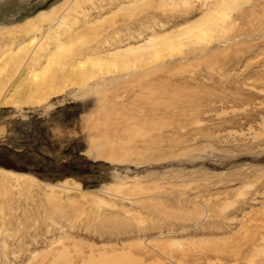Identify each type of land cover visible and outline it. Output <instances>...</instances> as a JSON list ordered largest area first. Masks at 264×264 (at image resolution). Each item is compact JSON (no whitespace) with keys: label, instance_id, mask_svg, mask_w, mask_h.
<instances>
[{"label":"rangeland","instance_id":"374dc122","mask_svg":"<svg viewBox=\"0 0 264 264\" xmlns=\"http://www.w3.org/2000/svg\"><path fill=\"white\" fill-rule=\"evenodd\" d=\"M18 50L0 264H264V0H0Z\"/></svg>","mask_w":264,"mask_h":264},{"label":"bare ground","instance_id":"6f19581e","mask_svg":"<svg viewBox=\"0 0 264 264\" xmlns=\"http://www.w3.org/2000/svg\"><path fill=\"white\" fill-rule=\"evenodd\" d=\"M31 33H33L32 34V36L35 34V32H29V33H24V34H22L21 35V37H25V36H30L31 35ZM45 37H48V33H47V35L45 36ZM36 43V42H38L37 41V39L34 37L32 40H31V43ZM30 43V44H31ZM41 45H39V47H40ZM146 47V46H145ZM147 47H149V46H147ZM65 48V45H64V43H62V44H59L58 46H57V51H61V50H63ZM22 50H23V48H21ZM142 50H144V48L143 47H139V48H132V49H129V50H127V51H124V52H118V53H115L114 55H111V61L113 62V61H115V59H119L120 60V57L121 56H124V55H130L131 54V52H136V53H138L137 51H142ZM42 56H44V54H41ZM135 55V54H134ZM45 56H47V55H45ZM51 56V57H50ZM49 57V60H48V63H47V65H49V63H51L50 61L52 60V57H54V53H51V55H50ZM129 57V56H128ZM128 57H126L125 58V60L126 59H128ZM114 58V59H113ZM140 58V57H139ZM134 59V58H133ZM132 59V60H133ZM39 60H40V58L39 57H37V58H32L31 59V61H34L33 62V64L36 66V65H38V67L40 66V64H39ZM137 60H139V59H136V61ZM135 61V62H136ZM26 62V58L25 57H21L20 56V51L18 50V51H16V52H14L13 54L11 53L8 57H7V59H5L4 61H3V63H4V65H5V67H3V69H5L6 70V72H5V74H4V76L3 77H1V79H0V96L3 94V92L6 90V88L8 87V84H10V81L17 75V74H19V72H20V70L22 69V68H24L23 66H24V63ZM97 62V61H96ZM110 63V62H109ZM26 64V63H25ZM32 64V65H33ZM124 64V63H123ZM28 65H29V62H28ZM28 65H27V67H28ZM122 66V65H121ZM26 67V66H25ZM123 67V66H122ZM125 67V66H124ZM8 69V70H7ZM64 69V68H63ZM62 69V72H61V78H59L58 76H56V74H57V72H56V74H54L53 76H49V77H46V75L45 74H43V75H40L39 74V71H41V69L40 70H37L35 67H34V70L32 71V80H31V87L34 89H38V93H41V92H39V90H41L42 91V93L44 94V93H47L48 95H55V93H58L59 91H62V90H59V88H62V87H60L61 85H64L65 83H66V81H67V78L69 77V74H71L74 70H71V71H69V73H67V71L68 70H63ZM45 72V71H44ZM55 73V72H54ZM67 74V76L66 77H62V76H64V75H66ZM10 86V85H9ZM54 88H56V90H54ZM17 90L16 89H14V91L13 92H16ZM6 92V91H5ZM11 92H12V90H11ZM43 94H42V96H43ZM47 94H46V96H47ZM41 95V94H40ZM50 97V96H49ZM48 98V97H47ZM33 99V98H32ZM13 104L17 107V106H20V104L19 103H15V102H13ZM32 105V104H31ZM27 176H30V175H27Z\"/></svg>","mask_w":264,"mask_h":264}]
</instances>
